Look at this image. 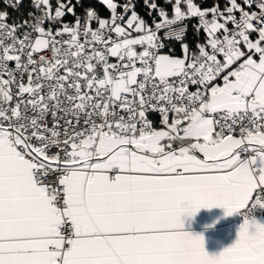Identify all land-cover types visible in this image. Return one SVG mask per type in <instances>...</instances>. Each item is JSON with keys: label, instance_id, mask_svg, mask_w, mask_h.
Returning a JSON list of instances; mask_svg holds the SVG:
<instances>
[{"label": "snow or ice", "instance_id": "obj_1", "mask_svg": "<svg viewBox=\"0 0 264 264\" xmlns=\"http://www.w3.org/2000/svg\"><path fill=\"white\" fill-rule=\"evenodd\" d=\"M99 2L0 11V264H264V0ZM213 208L244 223L210 256Z\"/></svg>", "mask_w": 264, "mask_h": 264}, {"label": "crops", "instance_id": "obj_2", "mask_svg": "<svg viewBox=\"0 0 264 264\" xmlns=\"http://www.w3.org/2000/svg\"><path fill=\"white\" fill-rule=\"evenodd\" d=\"M9 10L0 0V11L8 13ZM7 22L12 24L8 19ZM154 121L156 126H159V116L155 117ZM234 215L225 217V212L222 208L201 209L194 219L182 217L184 219L183 230L193 235H202L204 237L205 251L210 256L218 255L224 249L234 245L238 239L239 229L244 222L238 223L234 221ZM257 222L264 224V220H257Z\"/></svg>", "mask_w": 264, "mask_h": 264}, {"label": "trees", "instance_id": "obj_3", "mask_svg": "<svg viewBox=\"0 0 264 264\" xmlns=\"http://www.w3.org/2000/svg\"><path fill=\"white\" fill-rule=\"evenodd\" d=\"M23 6L21 9L20 13H15L12 10L8 11V21L10 23H16V22H20L24 19L28 18V13L29 12H34L36 15H39L38 12H36V9H34L32 7V0H23ZM52 4H53V8H55L56 6V0H51ZM76 0H72V3L75 4ZM120 3H124L126 2V0H119ZM133 2L136 4V11L138 12V14L143 17V18H147L148 20H151V17L148 15V9L144 6V0H133ZM156 3H158L161 7H165V9L167 11H169V14L171 15V9L170 6L166 5L164 3V0H155ZM198 3L201 2V0H197ZM214 2V0H207V3H203L204 7H210L212 5V3ZM226 2V0H219V3L221 5V7H223L224 3ZM238 2L242 3L243 0H238ZM82 3L84 4V8H88V7H92L96 10H98L101 14L102 17H108L110 14L109 12L106 10V8L99 2V0H82ZM84 8H81L79 6L76 7V12H82L84 11ZM9 9V8H8ZM153 16L156 15L155 12L152 13ZM67 20V19H65ZM189 23V33L187 35V42L189 43L191 48H195V36L193 34V29L191 27L192 24H195L196 21L193 19L192 21L188 22ZM203 33H201L200 35V39L203 40ZM175 52L173 53L174 56H181V50H180V46L179 45H175ZM168 49H166L165 52H167ZM155 117L154 115H150V119L154 120Z\"/></svg>", "mask_w": 264, "mask_h": 264}, {"label": "built area", "instance_id": "obj_4", "mask_svg": "<svg viewBox=\"0 0 264 264\" xmlns=\"http://www.w3.org/2000/svg\"><path fill=\"white\" fill-rule=\"evenodd\" d=\"M13 2H14V0H13ZM23 0H21V3L19 4V6H18V8H16V9H13L12 7H9L5 2H4V0H2V3L7 7V8H9L10 10H12L13 12H15V13H20L21 12V9H22V6H23ZM96 10V9H95ZM136 10V9H135ZM97 12H98V14H99V16H101V14H100V12L98 11V10H96ZM118 11H120V9H118ZM77 13V15H83L84 14V11H82V12H76ZM102 17V16H101ZM65 19H67V20H65ZM73 16L72 15H66L65 17H64V20L65 21H68V22H71V21H73ZM149 24H151L152 23V21H150V20H148L147 18H144ZM58 26V25H57ZM92 27L93 28H95V27H97V25L95 24V23H93L92 24ZM188 33H189V29H188ZM188 33H187V35H188ZM161 35H163L162 33H161ZM166 49L167 48H165L163 51L165 52L166 51ZM150 115H154V116H158V115H155V114H150ZM150 118V117H149ZM252 218H254L256 221L257 220H264V209H255V210H253V212H252V214H251V217H250V219H252ZM234 221H236V222H238V223H240V222H244V216H242V215H240V214H235L234 215Z\"/></svg>", "mask_w": 264, "mask_h": 264}, {"label": "clouds", "instance_id": "obj_5", "mask_svg": "<svg viewBox=\"0 0 264 264\" xmlns=\"http://www.w3.org/2000/svg\"><path fill=\"white\" fill-rule=\"evenodd\" d=\"M214 226V225H213ZM210 227H212V226H210Z\"/></svg>", "mask_w": 264, "mask_h": 264}]
</instances>
